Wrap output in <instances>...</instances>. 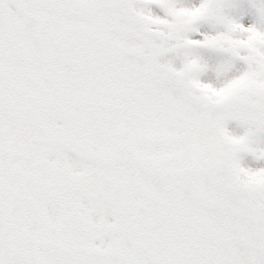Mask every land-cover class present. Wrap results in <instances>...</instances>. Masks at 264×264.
I'll return each mask as SVG.
<instances>
[{"label": "snow or ice", "instance_id": "6c2138e0", "mask_svg": "<svg viewBox=\"0 0 264 264\" xmlns=\"http://www.w3.org/2000/svg\"><path fill=\"white\" fill-rule=\"evenodd\" d=\"M0 264H264V0H0Z\"/></svg>", "mask_w": 264, "mask_h": 264}]
</instances>
